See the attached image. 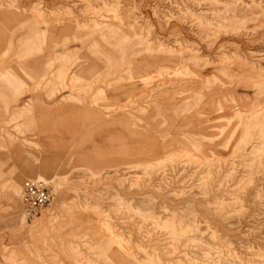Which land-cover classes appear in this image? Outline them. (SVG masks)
I'll use <instances>...</instances> for the list:
<instances>
[{
    "label": "rangeland",
    "instance_id": "rangeland-1",
    "mask_svg": "<svg viewBox=\"0 0 264 264\" xmlns=\"http://www.w3.org/2000/svg\"><path fill=\"white\" fill-rule=\"evenodd\" d=\"M0 264H264V0H0Z\"/></svg>",
    "mask_w": 264,
    "mask_h": 264
},
{
    "label": "built area",
    "instance_id": "built-area-1",
    "mask_svg": "<svg viewBox=\"0 0 264 264\" xmlns=\"http://www.w3.org/2000/svg\"><path fill=\"white\" fill-rule=\"evenodd\" d=\"M53 199V193L42 181L30 179L23 187L22 205L27 219H33L47 208Z\"/></svg>",
    "mask_w": 264,
    "mask_h": 264
},
{
    "label": "bare ground",
    "instance_id": "bare-ground-1",
    "mask_svg": "<svg viewBox=\"0 0 264 264\" xmlns=\"http://www.w3.org/2000/svg\"><path fill=\"white\" fill-rule=\"evenodd\" d=\"M214 244H213V242H205V243H203L202 245H200V249H206V248H212V246H213Z\"/></svg>",
    "mask_w": 264,
    "mask_h": 264
},
{
    "label": "crops",
    "instance_id": "crops-1",
    "mask_svg": "<svg viewBox=\"0 0 264 264\" xmlns=\"http://www.w3.org/2000/svg\"><path fill=\"white\" fill-rule=\"evenodd\" d=\"M38 5H35L34 7H33V9L32 10H35V8L37 7ZM6 239L4 240V244L6 245V243H8L9 242V239H8V236H5V235H3ZM2 240V239H1ZM16 242V241H15ZM9 244V243H8Z\"/></svg>",
    "mask_w": 264,
    "mask_h": 264
}]
</instances>
